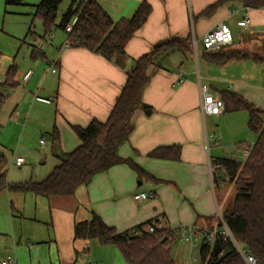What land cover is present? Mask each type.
I'll return each instance as SVG.
<instances>
[{
    "label": "crops",
    "instance_id": "crops-1",
    "mask_svg": "<svg viewBox=\"0 0 264 264\" xmlns=\"http://www.w3.org/2000/svg\"><path fill=\"white\" fill-rule=\"evenodd\" d=\"M97 1L118 21L130 18L144 0ZM148 1L152 10L147 21L129 41L125 54L119 55L125 61L124 68L116 63V57L109 59L85 47L66 46L68 33L58 25L60 30L38 33L31 48L14 63L15 87L3 84L9 68H0L4 88L0 93L7 94L0 110V136L11 129L19 140L43 133L50 137L48 143L41 140L45 145L42 154L43 163L50 157L54 159L53 167L40 169L37 179H30L41 181L80 144L75 126L86 127L93 119L108 118L126 83L127 70L136 59L173 39H186L189 45L173 48L150 67V79L142 96L149 107L135 112L129 138L118 148L120 156L132 158L145 173L120 163L96 173L73 195L46 197L31 191L16 192L36 195V203L49 206L51 214L38 217L35 212L33 217H23L37 224L21 231L12 228L9 238H2L6 231L1 229L0 263L11 255L15 260L9 264H74L75 254L97 250V256H86L85 264H127L118 246L103 245L97 238L75 237V224L90 220L94 214L118 231L151 219L174 233L184 230L186 236V227H190L203 239L204 233L220 231L219 214L232 203L236 187L227 184L233 182L223 170L215 181L211 164L219 158L236 159L231 149L235 143L241 148L249 136V111L204 115L200 109V84L207 83L218 97L225 92L239 94L263 110L264 123V6L249 8L232 2L205 14L204 10L218 0ZM247 16L249 26L240 27L238 21ZM220 23L228 24L234 35L226 49L238 50L246 57L217 63L204 49L201 54L194 51L193 38L201 39ZM180 72L183 82L179 81ZM160 146H179V158L151 156ZM142 192L154 197L136 199L135 195ZM14 208L11 199L12 217ZM42 248L48 254L45 260Z\"/></svg>",
    "mask_w": 264,
    "mask_h": 264
},
{
    "label": "trees",
    "instance_id": "trees-1",
    "mask_svg": "<svg viewBox=\"0 0 264 264\" xmlns=\"http://www.w3.org/2000/svg\"><path fill=\"white\" fill-rule=\"evenodd\" d=\"M23 1L6 0V3L19 4ZM62 1L40 0L35 5L33 15L42 20L45 34L57 25L66 30L67 25L77 17L72 30L67 31L70 45L88 48L109 59L125 54L127 44L145 24L152 10L150 2L144 0L130 18L115 21L97 0H71L60 22L56 24ZM232 2H239L249 8L264 6V0H218L203 13H212L220 5ZM180 46H189L186 39H173L158 44L136 59L134 65L127 70L126 83L108 118L105 121L93 119L86 127L75 126L80 144L68 152L43 180L7 184L5 164L0 160V191L8 188L14 192L31 191L46 197L73 195L79 186L90 183L96 173L120 163L131 165L139 174L145 173L132 158L120 156L118 148L129 138L135 112L149 107L144 103L142 96L150 79V67L157 64L170 50ZM204 51L211 61L217 63L246 57L245 53L226 49V46ZM15 74L16 66L13 64L5 74L3 84L9 88L15 87ZM221 98L225 102L224 111L248 110V126L257 134L256 142L251 146V153L244 161L231 158L216 160L220 164L219 171L223 170L236 187L234 199L224 211L223 217L246 252L255 256L258 264H264L263 110L234 92H225ZM6 99L7 94L0 93V110ZM241 144L244 145V142ZM150 154L158 158L178 159L180 147L160 146ZM217 176L215 181L220 178V175L219 178ZM154 222L158 220L151 219L131 229L118 231L106 224L99 215L94 214L90 220L77 222L74 232L76 238H97L103 245L118 246L127 264H176L171 254L175 233L165 226H155L154 231H150L149 226ZM200 258L203 264H246L235 245L224 239L220 233L212 243L204 237L200 246Z\"/></svg>",
    "mask_w": 264,
    "mask_h": 264
},
{
    "label": "rangeland",
    "instance_id": "rangeland-1",
    "mask_svg": "<svg viewBox=\"0 0 264 264\" xmlns=\"http://www.w3.org/2000/svg\"><path fill=\"white\" fill-rule=\"evenodd\" d=\"M39 1L40 0H24L19 4H7L6 0H0V68L3 66L9 68L12 64L16 63L19 57L24 54L25 50L31 48V41L38 33L45 35L42 20L39 17H34L33 15L35 5ZM70 3L71 0H63L60 3L58 10L59 16L56 20L57 22L60 21L61 13L69 7ZM52 30L55 32L56 30H60V28L54 26ZM197 40L198 43L196 53L201 54L203 49L202 40ZM191 44L194 49L193 42ZM2 88L3 87L0 84V89ZM0 132L2 133L1 125ZM256 135V133L250 130L249 136L247 140L244 141V145L240 146L241 148H238L235 143L231 149L233 153L232 157L239 161H244L246 159L244 156V149L252 148L250 144L256 141ZM42 139L47 143L50 142V137L47 133H43L37 138L36 136H31L29 139L19 140L18 134L14 130L9 129L4 137L0 136V160H2L5 164V180L7 184L37 179L36 177L38 176L40 169H49L53 167L52 165L54 163V159L52 157L48 158V160L43 163L44 155L42 154V148H44L45 145L41 143ZM17 156L24 157L25 162L22 165H18L16 163ZM219 173L220 171L218 170L216 175ZM224 176L225 174L221 175L222 178ZM226 176L228 175L226 174ZM228 179H230L229 176ZM227 184H230L229 186L231 188L235 186L234 183L232 184L227 182ZM11 199H13L15 207L13 209L15 214L13 217ZM36 204V195H32V193L25 195V193L21 194L11 192L8 188L2 189L0 191V231H2L1 229H5L6 231V233L2 235V238H9L13 233L12 228L21 231L22 229L26 230V227L28 228V226H34L37 224L32 219L23 217H33L35 212H38V217L51 214V208L49 206L46 205L45 208V205L43 207L37 204L38 206L35 207ZM20 213H23L24 216H19ZM11 220H15L16 222L12 224ZM42 225L44 224L42 223ZM219 227L221 226L219 225ZM41 228H46V226H41ZM186 228V234L190 237V241L184 239L186 236L184 230L183 232H176L171 243V254L176 264H191V262H195V258H197L195 263L199 264L201 262L200 246L203 241V237L199 233H193L190 227ZM195 242L197 243L195 244ZM0 246H3L1 241ZM42 251L43 253H41V257L45 260L48 258V254L45 253V248H42L41 252ZM98 254L97 250L94 252L89 250L86 253L79 252L75 254L76 258L73 262L74 264H85L86 256H97Z\"/></svg>",
    "mask_w": 264,
    "mask_h": 264
},
{
    "label": "built area",
    "instance_id": "built-area-1",
    "mask_svg": "<svg viewBox=\"0 0 264 264\" xmlns=\"http://www.w3.org/2000/svg\"><path fill=\"white\" fill-rule=\"evenodd\" d=\"M76 20H77V17L73 18V20L67 25L66 31L70 32L72 30V27L76 23ZM249 24H250V19L248 16L238 21V25L240 27L247 28ZM233 39H234L233 31L230 28V26L226 23H220L217 27L206 31L202 35V38H201L203 49L207 51L217 50L223 46H227L233 42ZM70 43H71L70 39H68L66 46H70ZM197 43H198V40L196 38H193V46H194L195 52H197ZM53 71H55V69H53ZM1 80H2V76L0 74V81ZM179 81L180 82L184 81L182 72L179 73ZM200 94H201L200 109L204 115L206 114L219 115L222 112H224L225 110L224 100L221 97L214 95L210 91V86L207 83L200 84ZM42 142H44L43 139H42ZM250 153H251L250 148L244 149L245 158H247L250 155ZM24 162H25L24 157L18 156L16 158V163L18 165H22ZM219 169H220V164L215 161H212L211 171L213 172V174L216 175ZM152 197H154V194H147L145 192L135 195L136 199H146V198H152ZM219 222L221 223L220 231L218 232L209 231L207 233H204L207 241L212 243L215 240L216 235L220 233L224 237V239L230 240L235 245V247L237 248V250L243 257L246 264H258L255 256L246 252V250L242 247V245L235 238L234 234L232 233V231L226 224L222 213L219 214ZM155 226L162 227L163 224L159 221L154 222L153 224L149 226V230L154 231ZM185 240L190 241V237L185 236ZM14 260L15 258L9 255L3 261H1L0 264H9L10 262H13ZM196 261H197V258H195V262ZM195 262H191V264H196ZM89 264H94V263H89ZM199 264H203V263L200 262Z\"/></svg>",
    "mask_w": 264,
    "mask_h": 264
},
{
    "label": "water",
    "instance_id": "water-1",
    "mask_svg": "<svg viewBox=\"0 0 264 264\" xmlns=\"http://www.w3.org/2000/svg\"><path fill=\"white\" fill-rule=\"evenodd\" d=\"M116 63L120 66V67H125V61L123 60V58H121L119 55L116 56L115 58ZM228 249L230 248L229 246L227 247Z\"/></svg>",
    "mask_w": 264,
    "mask_h": 264
}]
</instances>
